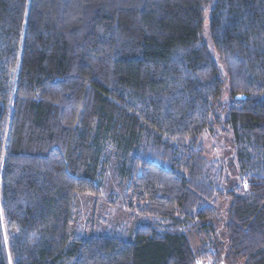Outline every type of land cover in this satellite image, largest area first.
I'll use <instances>...</instances> for the list:
<instances>
[{"label": "trees", "instance_id": "obj_1", "mask_svg": "<svg viewBox=\"0 0 264 264\" xmlns=\"http://www.w3.org/2000/svg\"><path fill=\"white\" fill-rule=\"evenodd\" d=\"M200 263L264 264V0H0V264Z\"/></svg>", "mask_w": 264, "mask_h": 264}, {"label": "rangeland", "instance_id": "obj_2", "mask_svg": "<svg viewBox=\"0 0 264 264\" xmlns=\"http://www.w3.org/2000/svg\"><path fill=\"white\" fill-rule=\"evenodd\" d=\"M228 145V139L217 134L214 139L205 138L202 146L209 157L225 159ZM113 160V153H111L105 166L101 196L98 199L85 197L78 201L82 217L85 216L87 222L81 234L76 236L78 238H88L92 234L98 236L110 230L107 235L132 242L134 240L132 237L133 232L143 222L138 214L134 212L133 217L131 211L124 208L127 202L125 185L116 173ZM71 236L74 237L72 234ZM191 239L194 246L200 242L197 233H194Z\"/></svg>", "mask_w": 264, "mask_h": 264}]
</instances>
